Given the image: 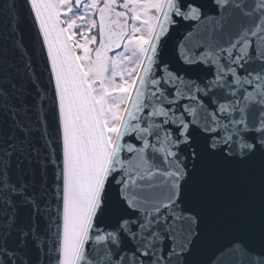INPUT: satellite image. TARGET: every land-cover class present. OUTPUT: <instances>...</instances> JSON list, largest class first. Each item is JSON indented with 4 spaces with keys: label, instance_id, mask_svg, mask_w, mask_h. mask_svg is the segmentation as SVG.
<instances>
[{
    "label": "snow or ice",
    "instance_id": "snow-or-ice-1",
    "mask_svg": "<svg viewBox=\"0 0 264 264\" xmlns=\"http://www.w3.org/2000/svg\"><path fill=\"white\" fill-rule=\"evenodd\" d=\"M0 264H264V0H0Z\"/></svg>",
    "mask_w": 264,
    "mask_h": 264
}]
</instances>
